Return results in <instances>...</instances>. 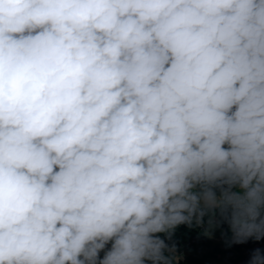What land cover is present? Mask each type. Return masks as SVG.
Here are the masks:
<instances>
[{
	"label": "clouds",
	"instance_id": "clouds-1",
	"mask_svg": "<svg viewBox=\"0 0 264 264\" xmlns=\"http://www.w3.org/2000/svg\"><path fill=\"white\" fill-rule=\"evenodd\" d=\"M182 225L264 239V0H0V264H179Z\"/></svg>",
	"mask_w": 264,
	"mask_h": 264
},
{
	"label": "trees",
	"instance_id": "trees-1",
	"mask_svg": "<svg viewBox=\"0 0 264 264\" xmlns=\"http://www.w3.org/2000/svg\"><path fill=\"white\" fill-rule=\"evenodd\" d=\"M227 231V226L221 227ZM195 227L179 226L172 241L178 248L179 264H246L251 250L264 248V239L259 242L248 241L245 244L222 246L211 238L200 234ZM110 247V245H109ZM103 254V252H101ZM100 254V255H101Z\"/></svg>",
	"mask_w": 264,
	"mask_h": 264
},
{
	"label": "rangeland",
	"instance_id": "rangeland-1",
	"mask_svg": "<svg viewBox=\"0 0 264 264\" xmlns=\"http://www.w3.org/2000/svg\"><path fill=\"white\" fill-rule=\"evenodd\" d=\"M222 232V228L215 230V232L213 233L212 236V240L214 242H219L222 246H227L225 243V239L222 237L221 235ZM103 256V254H101V257ZM249 260V258L247 259V261ZM241 264V263H240ZM247 264V263H246Z\"/></svg>",
	"mask_w": 264,
	"mask_h": 264
},
{
	"label": "built area",
	"instance_id": "built-area-1",
	"mask_svg": "<svg viewBox=\"0 0 264 264\" xmlns=\"http://www.w3.org/2000/svg\"><path fill=\"white\" fill-rule=\"evenodd\" d=\"M202 230V229H201ZM262 250H264V248H262Z\"/></svg>",
	"mask_w": 264,
	"mask_h": 264
}]
</instances>
